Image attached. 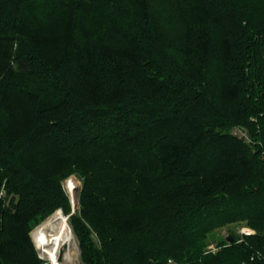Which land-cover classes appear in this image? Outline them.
Returning <instances> with one entry per match:
<instances>
[{
    "label": "trees",
    "instance_id": "trees-1",
    "mask_svg": "<svg viewBox=\"0 0 264 264\" xmlns=\"http://www.w3.org/2000/svg\"><path fill=\"white\" fill-rule=\"evenodd\" d=\"M70 176L85 264H264V0H0V264Z\"/></svg>",
    "mask_w": 264,
    "mask_h": 264
},
{
    "label": "bare ground",
    "instance_id": "bare-ground-1",
    "mask_svg": "<svg viewBox=\"0 0 264 264\" xmlns=\"http://www.w3.org/2000/svg\"><path fill=\"white\" fill-rule=\"evenodd\" d=\"M76 182H69L72 193V200L76 206ZM37 247L44 256H47L52 263L62 264L59 255L65 246L72 248L74 236L68 218L62 211L58 210L42 222L33 232ZM76 242V241H75ZM75 244V243H74ZM62 256V255H61ZM46 257V258H47ZM66 259L72 260L71 249L66 254Z\"/></svg>",
    "mask_w": 264,
    "mask_h": 264
},
{
    "label": "rangeland",
    "instance_id": "rangeland-1",
    "mask_svg": "<svg viewBox=\"0 0 264 264\" xmlns=\"http://www.w3.org/2000/svg\"><path fill=\"white\" fill-rule=\"evenodd\" d=\"M73 181V182H76V196H77V201H76V207L74 206V202L72 200V193L70 188H69V182L70 181ZM82 186V181L77 177V176H70L68 177L66 180H64L62 182V187L64 189V191L66 192L67 194V198L69 199V202H70V206H69V209H65L64 207H58L57 209H55L51 214H54L56 211L60 210L63 212V214L68 218V222L70 224V227H71V230L73 232V236H74V242L72 244V248H69V246H65L60 255H59V261L62 263V264H85L84 261L82 260V250H81V246H80V240L77 236V234L74 232V228L72 226V223H71V219L70 217L75 213L77 207H78V191L79 189L81 188ZM78 188V190H77ZM1 195H3V192H1ZM49 216V217H50ZM48 217V218H49ZM46 220V219H45ZM44 220V221H45ZM42 221V222H44ZM40 222L38 225H36L30 232V236H31V239H32V242L34 244V247L37 251V255H38V258L40 259L41 261V264H55V263H52L51 260H49V258L47 256H44L41 251L39 250V248L37 247V244L34 240V236H33V232L35 231V229L42 223ZM247 229V226L245 225V223H239V224H234L230 227V229H232V231H234V233L236 234H241L243 232V230ZM229 231V228H224V229H219L217 231H215V233H213L211 236H210V242L211 244L208 246V248H213L215 249V246H216V243L221 239L223 238L225 235H227V233ZM76 241V242H75ZM75 243V244H74ZM71 249L72 251V260H68L66 259V254L67 252ZM62 255V256H61ZM47 257V258H46Z\"/></svg>",
    "mask_w": 264,
    "mask_h": 264
},
{
    "label": "built area",
    "instance_id": "built-area-1",
    "mask_svg": "<svg viewBox=\"0 0 264 264\" xmlns=\"http://www.w3.org/2000/svg\"><path fill=\"white\" fill-rule=\"evenodd\" d=\"M251 233H253L252 229H250V228L245 229L244 228V230H243V232L241 234H251ZM169 263H170V261H169Z\"/></svg>",
    "mask_w": 264,
    "mask_h": 264
},
{
    "label": "water",
    "instance_id": "water-1",
    "mask_svg": "<svg viewBox=\"0 0 264 264\" xmlns=\"http://www.w3.org/2000/svg\"><path fill=\"white\" fill-rule=\"evenodd\" d=\"M77 190H78V188H77ZM75 207H76V206H75ZM228 240H229L230 242H233L234 238L231 237V236H228Z\"/></svg>",
    "mask_w": 264,
    "mask_h": 264
}]
</instances>
